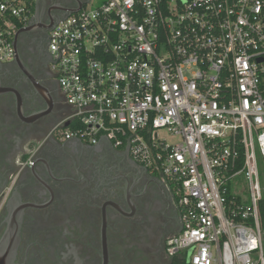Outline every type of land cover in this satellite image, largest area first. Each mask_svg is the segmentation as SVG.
<instances>
[{"label":"built area","instance_id":"obj_1","mask_svg":"<svg viewBox=\"0 0 264 264\" xmlns=\"http://www.w3.org/2000/svg\"><path fill=\"white\" fill-rule=\"evenodd\" d=\"M36 2L0 0L2 62ZM91 4L50 32L63 139L110 141L160 178L182 223L169 257L264 264V0Z\"/></svg>","mask_w":264,"mask_h":264},{"label":"flooded vegetation","instance_id":"obj_2","mask_svg":"<svg viewBox=\"0 0 264 264\" xmlns=\"http://www.w3.org/2000/svg\"><path fill=\"white\" fill-rule=\"evenodd\" d=\"M88 1L36 2L15 60H0V242L17 226L15 264H172L182 223L160 178L129 149L60 130L71 109L50 32Z\"/></svg>","mask_w":264,"mask_h":264},{"label":"water","instance_id":"obj_3","mask_svg":"<svg viewBox=\"0 0 264 264\" xmlns=\"http://www.w3.org/2000/svg\"><path fill=\"white\" fill-rule=\"evenodd\" d=\"M40 0H37V3ZM90 1V0H89ZM83 6H80L78 9L72 11L67 16L72 15L73 13L78 12L81 10ZM27 30V28L21 29L17 34ZM15 44H16V38H15ZM69 126V123L66 125ZM17 226H15L12 230L7 233V235L4 237V239L0 242V264H15V258H16V242H17Z\"/></svg>","mask_w":264,"mask_h":264},{"label":"rangeland","instance_id":"obj_4","mask_svg":"<svg viewBox=\"0 0 264 264\" xmlns=\"http://www.w3.org/2000/svg\"><path fill=\"white\" fill-rule=\"evenodd\" d=\"M102 1H103V0H92V4H91V6H92V7H95V6H97V5H98L100 2H102ZM160 135L172 139L166 131H161V132H160ZM242 191L244 192L245 189L242 188Z\"/></svg>","mask_w":264,"mask_h":264},{"label":"trees","instance_id":"obj_5","mask_svg":"<svg viewBox=\"0 0 264 264\" xmlns=\"http://www.w3.org/2000/svg\"><path fill=\"white\" fill-rule=\"evenodd\" d=\"M35 9V8H34ZM33 9V10H34ZM262 216L264 217V206H262ZM172 264H187L185 259H181V258H174V260L172 261Z\"/></svg>","mask_w":264,"mask_h":264}]
</instances>
